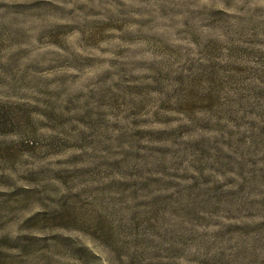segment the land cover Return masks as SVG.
I'll return each instance as SVG.
<instances>
[{
    "label": "rangeland",
    "instance_id": "obj_1",
    "mask_svg": "<svg viewBox=\"0 0 264 264\" xmlns=\"http://www.w3.org/2000/svg\"><path fill=\"white\" fill-rule=\"evenodd\" d=\"M0 264H264V0H0Z\"/></svg>",
    "mask_w": 264,
    "mask_h": 264
}]
</instances>
